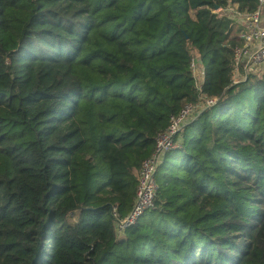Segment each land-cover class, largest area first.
<instances>
[{"label":"trees","instance_id":"16d2710c","mask_svg":"<svg viewBox=\"0 0 264 264\" xmlns=\"http://www.w3.org/2000/svg\"><path fill=\"white\" fill-rule=\"evenodd\" d=\"M228 5L260 1L0 0V264H264V72L234 81ZM211 98L120 231L171 116Z\"/></svg>","mask_w":264,"mask_h":264},{"label":"built area","instance_id":"2783aa9c","mask_svg":"<svg viewBox=\"0 0 264 264\" xmlns=\"http://www.w3.org/2000/svg\"><path fill=\"white\" fill-rule=\"evenodd\" d=\"M259 8L252 14L239 11L232 5L225 8L217 7L213 11L230 16L236 23L243 27L241 37L243 44L237 46L234 52V74L235 82L243 79L251 72H264V0H259ZM193 71L204 77V69L200 72L199 61L193 58ZM217 99H206L203 103H187L178 115L171 116L166 130L157 137L156 147L152 155L147 158L139 171L138 188L136 199L132 210L124 217H120L115 207L114 216L117 219V228L120 231L136 224L142 215L152 209L155 204L158 185L156 172L166 152L180 147L176 138L183 127L192 120L204 106H211Z\"/></svg>","mask_w":264,"mask_h":264},{"label":"rangeland","instance_id":"374dc122","mask_svg":"<svg viewBox=\"0 0 264 264\" xmlns=\"http://www.w3.org/2000/svg\"><path fill=\"white\" fill-rule=\"evenodd\" d=\"M195 59H196V58H195ZM199 66H200V64H199ZM200 72L202 73V68H201V66H200ZM194 74H195V76H199V77L201 76V75H198L196 71H194ZM121 233H123V232H120V235H121Z\"/></svg>","mask_w":264,"mask_h":264}]
</instances>
